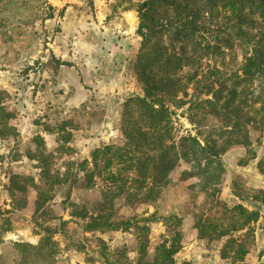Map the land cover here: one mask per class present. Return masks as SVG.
I'll return each mask as SVG.
<instances>
[{"label":"rangeland","instance_id":"rangeland-1","mask_svg":"<svg viewBox=\"0 0 264 264\" xmlns=\"http://www.w3.org/2000/svg\"><path fill=\"white\" fill-rule=\"evenodd\" d=\"M143 1L0 0V128L9 126L0 134V264H147L176 230L182 244L171 264H264L261 126L250 129V146L222 155L216 195L203 192L196 177L182 179L191 169L184 163L154 201L142 196L127 205L126 192L114 198L112 220L124 230L92 225L90 215L109 211L103 192L123 181L98 172L87 188L91 165L83 162L121 142L124 104L143 93L134 70L142 43L134 4ZM237 55L226 57L234 70L243 58ZM168 104L177 142L198 126L206 135L222 128L213 115L192 123L189 104ZM132 177L121 175L126 188ZM238 205L257 220L223 237L221 229L200 237L199 217L240 226Z\"/></svg>","mask_w":264,"mask_h":264},{"label":"trees","instance_id":"trees-1","mask_svg":"<svg viewBox=\"0 0 264 264\" xmlns=\"http://www.w3.org/2000/svg\"><path fill=\"white\" fill-rule=\"evenodd\" d=\"M134 5L142 37L134 70L143 93L124 104L121 142L97 148L91 159L83 162L91 165L83 177L87 188L96 186L98 172H108L106 178L113 182L123 181L114 190L109 187L103 192L105 205L110 202L109 211L90 215L92 225L112 230H124L118 226L122 222L112 220L114 198L126 192L127 205L142 196L148 202L154 201L171 180L172 172L184 163L191 169L183 172L182 179L196 177L203 192L216 195L213 187L224 172V152L236 144L250 146V129L264 128V0H145ZM239 52L243 57L241 66L234 70L226 57H235ZM190 87L194 88L192 94ZM181 95L191 98L187 101ZM172 101L189 104L192 123L195 117L213 115L223 121L222 128L206 135L198 126L196 135L181 136L177 142L168 104ZM9 115L4 111V116ZM7 129L9 126L4 124L0 134ZM125 173L133 174L135 189L126 188L128 180L121 179ZM233 209L242 214L240 226L220 228L199 217L196 227L200 237L220 229L219 236L223 237L232 229H245L258 218V213L243 206ZM182 236L176 230L171 245L167 240L160 243L153 261L146 263L171 264Z\"/></svg>","mask_w":264,"mask_h":264}]
</instances>
